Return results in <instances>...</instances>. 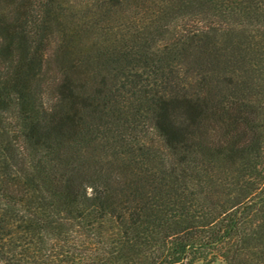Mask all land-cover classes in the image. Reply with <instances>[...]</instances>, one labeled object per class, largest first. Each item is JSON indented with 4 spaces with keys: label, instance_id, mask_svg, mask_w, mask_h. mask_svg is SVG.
Returning <instances> with one entry per match:
<instances>
[{
    "label": "trees",
    "instance_id": "trees-1",
    "mask_svg": "<svg viewBox=\"0 0 264 264\" xmlns=\"http://www.w3.org/2000/svg\"><path fill=\"white\" fill-rule=\"evenodd\" d=\"M264 264V0H0V264Z\"/></svg>",
    "mask_w": 264,
    "mask_h": 264
},
{
    "label": "rangeland",
    "instance_id": "rangeland-1",
    "mask_svg": "<svg viewBox=\"0 0 264 264\" xmlns=\"http://www.w3.org/2000/svg\"><path fill=\"white\" fill-rule=\"evenodd\" d=\"M196 264H205V263H203V262H197ZM215 264H225V263H223V262H217Z\"/></svg>",
    "mask_w": 264,
    "mask_h": 264
}]
</instances>
